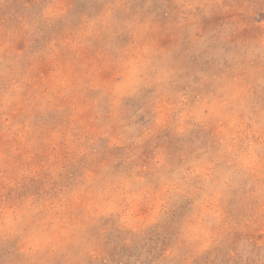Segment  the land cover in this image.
Here are the masks:
<instances>
[{
    "label": "rangeland",
    "instance_id": "374dc122",
    "mask_svg": "<svg viewBox=\"0 0 264 264\" xmlns=\"http://www.w3.org/2000/svg\"><path fill=\"white\" fill-rule=\"evenodd\" d=\"M0 264H264V0H0Z\"/></svg>",
    "mask_w": 264,
    "mask_h": 264
}]
</instances>
